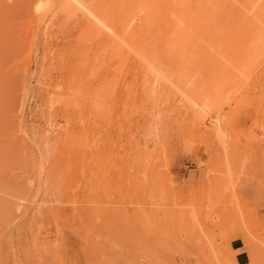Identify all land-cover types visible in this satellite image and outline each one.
Here are the masks:
<instances>
[{
	"label": "rangeland",
	"instance_id": "1",
	"mask_svg": "<svg viewBox=\"0 0 264 264\" xmlns=\"http://www.w3.org/2000/svg\"><path fill=\"white\" fill-rule=\"evenodd\" d=\"M159 2L83 0L158 80L87 10L0 0V264H264V0Z\"/></svg>",
	"mask_w": 264,
	"mask_h": 264
},
{
	"label": "bare ground",
	"instance_id": "2",
	"mask_svg": "<svg viewBox=\"0 0 264 264\" xmlns=\"http://www.w3.org/2000/svg\"><path fill=\"white\" fill-rule=\"evenodd\" d=\"M158 0H154V2H156ZM182 1V0H181ZM255 4L257 3V1H261V0H255ZM44 2L46 4L48 3H53V4H57V8L58 10L59 9H66V8H72L74 7L75 9H78V10H82V9H85L88 11V5L84 4L83 3V0H64L63 3L60 5L61 2H59V0H44ZM161 2V0H160ZM159 2V5H161ZM176 2V1H175ZM122 3V2H121ZM158 3V2H157ZM156 3V4H157ZM162 3V2H161ZM173 3V2H172ZM259 3V2H258ZM174 4V3H173ZM155 5V4H154ZM164 5V4H163ZM176 5V3H175ZM252 5L254 6V3H252ZM251 5V6H252ZM162 6V5H161ZM160 6V7H161ZM169 6V2L168 1H165V7H168ZM252 6V7H253ZM156 7V6H155ZM157 9V8H156ZM163 10H165V8H162ZM160 9V10H161ZM162 11V10H161ZM89 15H91L93 18H94V21H95V24L98 26V28H103L105 30V36L110 38V39H113L112 41H118L117 43H119L118 45H121V46H124V47H127L129 48L130 50H132V54H134L135 56H137L139 59H141L146 65V67L148 68L147 71H150L151 74L153 73V75L156 74L161 76L162 78H166L165 76V70L163 71L161 69V67L159 68L154 62H152L140 49L136 48L135 46L131 45L125 35H124V31L127 29V27H129V25L133 22L134 20V16H125L121 19H118L117 21H114V20H111L109 19L106 15H104L103 13L101 14H95L93 13L92 11H88ZM118 13V12H117ZM114 17H116V13H113ZM116 14V15H115ZM120 15V13L118 14ZM121 17V16H119ZM255 17V16H254ZM114 19V18H113ZM175 20V19H174ZM124 30V31H123ZM190 32V31H189ZM261 33H264V31H262ZM107 38V39H108ZM123 48V47H122ZM145 67V68H146ZM146 68V69H147ZM145 69V70H146ZM149 76V75H148ZM154 76V77H155ZM158 76V77H159ZM157 77V76H156ZM155 77V78H156ZM157 77V78H158ZM161 79L160 77L158 78V80ZM148 83V82H147ZM152 83V82H151ZM150 85H153L150 84ZM148 87V86H147ZM154 87V86H153ZM154 90V89H151V91ZM154 92V91H153ZM183 92V91H182ZM186 95V94H183V96ZM187 96V95H186ZM185 96V97H186ZM206 97V96H205ZM188 98V102H190V107L193 109V111L197 112L195 114H197V116H199L201 118V120L204 121L205 119V116H206V113L207 111L205 110V108H208L205 106V104L201 101H199L198 99H195L193 97H189L187 96L186 97V100ZM207 104V102H206ZM209 109V108H208ZM210 116V119H211V123H212V127L214 128L215 132L219 135L221 134L222 135V130H221V119L218 115H212V114H209ZM207 117V116H206ZM212 128V129H213ZM219 135V136H221ZM222 139V138H221ZM222 141V140H221Z\"/></svg>",
	"mask_w": 264,
	"mask_h": 264
},
{
	"label": "crops",
	"instance_id": "3",
	"mask_svg": "<svg viewBox=\"0 0 264 264\" xmlns=\"http://www.w3.org/2000/svg\"><path fill=\"white\" fill-rule=\"evenodd\" d=\"M247 257V255L243 252L240 251L237 254H235V260L240 263V264H244L245 263V258Z\"/></svg>",
	"mask_w": 264,
	"mask_h": 264
}]
</instances>
